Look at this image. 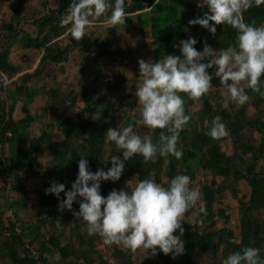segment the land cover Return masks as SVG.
Returning <instances> with one entry per match:
<instances>
[{
  "label": "trees",
  "instance_id": "1",
  "mask_svg": "<svg viewBox=\"0 0 264 264\" xmlns=\"http://www.w3.org/2000/svg\"><path fill=\"white\" fill-rule=\"evenodd\" d=\"M3 1L9 11L8 17H3V11L0 17V264H222L230 253L246 246L261 249L264 257V217H259V211L264 209V98L251 90H247L249 100L243 106L233 102L226 105L223 93L211 92L199 100L201 108L196 110H193L194 101L181 94L185 99L186 114L191 117L177 144L182 150V158L170 155L144 163L137 155L125 161V171L118 182H101V194L107 196L113 189L130 191L135 187L131 180L138 183L152 178L167 187L171 178L184 174L191 177L192 187L199 173L205 175L200 181V200L184 217L185 232L181 238L185 242V251L176 259L159 249L155 256L150 250H138L134 255L122 246H107L99 236H89L84 222L76 219L72 211H59L56 196L45 194L53 180L63 183L66 190L71 188L78 175L81 154L88 155L86 158L93 172L97 168L107 170L111 167L110 162L105 163L107 156L122 157V152L106 136L108 128H115V114L119 123L132 125L135 133L151 135L153 142H158L160 130L152 131L139 123L138 99L134 95L138 73L128 76L122 70L112 77L108 75L103 91L93 84L101 82L106 74L104 68L116 57L125 60L132 54L129 45L122 48L117 43L115 48L113 41L126 39L133 27L145 46V32H149L155 42L151 59L156 61L168 54L180 55L179 41L189 36L197 40L195 48L198 51L203 50L206 40L219 52L235 43L234 29L218 25L213 36L199 25H189V20L207 11V8L197 6L201 0H125L127 18L124 25L106 27L104 21L110 12L99 20L90 17L86 36L75 41L68 29L61 26L74 0H54V3L44 0L42 6L46 10L39 14L26 9L28 0ZM109 2L114 4L115 0ZM244 19L255 26L264 25V4L246 11ZM25 26L31 27L32 33ZM14 42L26 50L19 55L18 63L9 57ZM74 50L86 52L83 61L86 72L76 86L62 90L53 79L64 73V65ZM33 55L39 58L36 63ZM100 59L105 60V64L99 66ZM21 63H27L30 68H24ZM208 71L212 76L211 90L223 88L225 91L215 75L216 69L213 67ZM35 80L44 83L36 87L32 83ZM261 83L264 85V77ZM35 95L44 96L45 104L39 113L32 114L29 106ZM19 99H22L23 114L15 118ZM78 100L84 105L76 111L75 120L70 115H62V106ZM249 105L256 109L251 115L247 114ZM45 117L48 122L44 128H40L38 135L29 137L32 123ZM215 118H219L217 123L226 126L228 133L219 139L208 134ZM46 126L51 130L45 129ZM55 126L63 134L60 141L52 137ZM253 132L258 134L257 140L252 138ZM226 139L231 140L230 151L221 145ZM44 148L49 150L48 164L39 160L46 155ZM21 176L32 181L37 201H30L25 192L10 195L12 190L22 188ZM240 181L248 184L249 192L237 196ZM225 191L237 199L235 226L230 224V207L223 203ZM60 198H64L63 193ZM73 209L78 211L79 204L74 202ZM187 217H190L189 221ZM194 219L200 221L195 230L189 223ZM218 221H221L219 226ZM65 223L70 224L66 234ZM98 245H103L109 252V258ZM31 247L37 251L36 257L32 255ZM53 254L57 258H51Z\"/></svg>",
  "mask_w": 264,
  "mask_h": 264
},
{
  "label": "clouds",
  "instance_id": "2",
  "mask_svg": "<svg viewBox=\"0 0 264 264\" xmlns=\"http://www.w3.org/2000/svg\"><path fill=\"white\" fill-rule=\"evenodd\" d=\"M264 0H201L197 4L207 8L202 16L189 20V25H199L215 36L218 25H228L236 31L233 45L217 52L204 41L202 51L195 48L197 40L189 36L180 40V55L168 54L153 61L140 59L139 81L134 95L138 99L139 123L155 131L160 130L158 142L151 135L141 136L132 125L108 128L107 140L114 143L119 155H109L105 163L111 167L105 170H90L87 154H81L78 161V175L66 190L63 183L51 181L45 194H53L59 200L58 210L72 211L76 219L84 222L89 236H99L107 246H122L131 253L138 250L151 251L157 255L159 249L173 259L185 251L182 240L185 229L182 226L186 213L200 200L199 188L191 187V177L177 174L167 187L152 178L140 180L130 191L113 189L107 196L101 194V182H116L125 171V161L141 156L144 163L158 157L182 158L177 148L180 133L191 117L185 111V99L201 100L212 88L210 68L225 87V104L228 102L245 105L249 100L247 90L264 98V25L247 23L244 13L252 7H259ZM104 24L114 28L124 25L127 14L125 0H74L61 26L66 27L75 41H81L91 25L90 17L99 20L106 13ZM151 43V41H148ZM213 120L209 135L213 139L226 136L223 123ZM61 193L64 198L61 199ZM78 203V211L73 204ZM201 210L203 204L201 203ZM194 230L200 221L192 220ZM179 234H176V233ZM236 243L237 241H233ZM32 248V247H31ZM33 249V248H32ZM222 264H264L261 249L246 246L230 253Z\"/></svg>",
  "mask_w": 264,
  "mask_h": 264
},
{
  "label": "rangeland",
  "instance_id": "3",
  "mask_svg": "<svg viewBox=\"0 0 264 264\" xmlns=\"http://www.w3.org/2000/svg\"><path fill=\"white\" fill-rule=\"evenodd\" d=\"M28 1H29V6H25L26 9H29L31 11H35L36 14H39V13L44 12L46 10V8H43V6H42V3L44 0H28ZM50 3H54V0H50ZM0 10H1L0 11V17L2 15V11L5 12V15L3 17L4 18L8 17V15H7L8 7L5 5L3 0H0ZM25 28L27 29L28 32L32 33L31 27L28 28L27 26H25ZM132 29H134V30H132ZM132 29H131V31H133V32L130 33L126 39L118 38V40H116L117 42L113 41L115 48H117V46H118L117 43H119L122 46V48H125V46L129 45L131 47L132 54H129L125 60H122L121 57L118 56V57H116V59L112 63H110V64L108 63L109 66H106L107 68L106 67L104 68L105 69L104 71L107 75V78L104 75L102 77V80L104 82L98 83V87L100 89L103 88V86L107 82L108 75L110 77H112V75L114 76L115 74H118L122 70H125L127 72L128 76L129 75L131 76L134 73H138V75H139L138 61L140 59H144L147 61L149 58H151V49L153 48V46L155 44L154 40L151 39L147 33L146 34L147 35L146 40H145L146 45L144 46L142 44L143 41L139 40L140 37L138 35V30L133 28V27H132ZM62 41H65V40H62ZM148 41H151V43H148ZM17 46H19L18 43H16L13 46V51L10 54L11 57L15 56V59L13 61L14 63L20 62L19 61L20 60L19 55L26 52V50H23L22 48H20V46L18 48H16ZM145 48H146V50H145ZM92 49H94V48H92ZM33 57H35V56L33 55ZM84 58H86V52H80L77 50H75L74 52H71L69 54L68 63L64 65V70H65L64 73L63 74H57L55 80L53 79V83L59 84V86L62 88V90H67L70 87L76 86L77 82H79V80L83 77L84 72H86L83 69ZM98 62H99L98 63L99 66H100V64H102V63L105 64L106 61L103 59H100ZM21 65L24 68H28L27 63H21ZM96 65H97V63H96ZM29 68H30V66H29ZM35 81H37V82L34 83V85H36L37 87H40L44 83L42 80H35ZM138 81H139V78H138ZM90 87L92 88L91 85H89V88ZM222 89L223 88L219 89L218 91L210 90L209 93L215 92L216 94L217 93L218 94H222V93L224 94L226 90L222 91ZM21 101H22V99H19V101L17 102L18 107L14 113L15 118L23 114V112L21 110ZM223 103L225 104V100L223 101ZM44 104H45L44 96L39 97V96L35 95L32 104L29 106L30 113H32V114L39 113L40 108ZM74 105L75 104H71L70 102L66 103L64 106H62L60 108V110H61L60 112L62 113V115L63 114L64 115H71L75 119L76 118V114H75L76 107ZM200 106L201 105H200L199 100L196 102L194 101L193 110L201 108ZM255 110L256 109L252 105L247 106V114L248 115H251ZM133 119H134V117H133ZM46 122H48V119L46 117L42 118V119H37L35 122H33L31 127H30L29 137H31L33 135H35V136L38 135L40 133V130H41L40 128H42L44 125H46ZM120 126H124L123 123H121ZM45 129L48 130L50 128L46 126ZM252 138L254 140H257L259 138L258 134L256 132H253ZM221 145L227 151H230L232 149L231 148L232 143H231L230 139L223 140L221 142ZM44 150H45L46 155H43L42 157H40L39 160L44 164H48V160H49L48 159L49 157L47 155L48 152H47V149L44 148ZM204 177H205V175H203L202 173H199L198 176L196 177V179L194 180V184L192 185V187L199 188V186L201 184L200 181ZM220 179L221 178L218 177L219 181H220ZM131 182L133 184H135V186H136L137 183L135 180H131ZM20 183H21L20 188L21 187L22 188L18 189L17 193L14 191L13 195L18 196L21 192H25L28 195V197L31 199V201L35 200L36 195H35V192L33 190L32 181L30 179H27L24 176H21ZM237 186L239 189L237 196H240L242 193L247 194L249 192V186L245 181H240ZM116 187L113 186V188H116ZM222 199H223V203L226 204L228 207H230L229 208L230 209L229 211L231 213L230 224L234 225V226L237 225V211H236L237 199H236V197H234L230 192L225 191L223 193ZM216 206H218V203H216ZM195 213H196V210H195ZM195 213H193V215ZM5 214H9V213H5ZM259 217L260 218L264 217V209H261L259 211ZM186 219L189 221L190 217H187ZM220 223H221V221H218V223H217L218 226L220 225ZM69 226H70V224L65 223V225H64V233L65 234L67 233ZM63 239H64V237L62 238V240ZM98 248L101 249V252L104 254L105 257H107V258L110 257L109 252L104 250L103 245H98ZM134 255H136V253H134ZM51 258H53V259L57 258V255L53 254ZM52 264H55V263H52Z\"/></svg>",
  "mask_w": 264,
  "mask_h": 264
},
{
  "label": "crops",
  "instance_id": "4",
  "mask_svg": "<svg viewBox=\"0 0 264 264\" xmlns=\"http://www.w3.org/2000/svg\"><path fill=\"white\" fill-rule=\"evenodd\" d=\"M148 33V35H149V32H145V36H147L146 34ZM16 43H18V42H14V44H13V46L16 44ZM18 45H19V43H18ZM13 46L11 47V52L9 53V57H10V59L12 60V61H14V59H15V56H13V57H11V53H12V51H13ZM19 46H17L16 48H18ZM75 51V50H74ZM73 51V52H74ZM78 51V50H77ZM38 56H36L35 55V57H33V60H34V63H36L37 61H38ZM33 67H34V64H33ZM105 76H106V78H107V75L105 74ZM91 78L92 77H90V79L89 80H91ZM108 81V80H107ZM37 81H33L32 83H33V86H36V85H34V83H36ZM101 82H104L103 80H101ZM101 82H97V83H93L94 84V86L96 85V86H98V83H101ZM106 84V83H105ZM37 87V86H36ZM98 89L100 90V91H103L104 89H105V85L103 86V88H99L98 87ZM81 103V104H80ZM75 105V107H76V111H78V109L79 108H82L83 107V105H84V102L82 101V100H78V101H76L75 103H74ZM18 107V106H17ZM17 107L15 108V111L17 110ZM75 114H76V112H75ZM21 116V115H20ZM20 116H18V117H16V118H19ZM71 116V115H70ZM71 119L72 120H75L72 116H71ZM121 123H123V122H121ZM121 123H119L118 122V117H117V114H115V116H114V123H113V126H115V128H118L119 127V125L121 124ZM124 125V124H123ZM57 135V136H56ZM52 137H53V139H55V140H58V141H60V140H62L63 139V134H62V132L60 131V129L58 128V127H54L53 129H52ZM43 152H45V150L43 149ZM47 152H49V150H47ZM42 157V156H41ZM13 191V192H12ZM11 192H10V195L11 196H16V195H13V193H14V191L17 193L18 191L17 190H12ZM30 201H31V199H30ZM35 201H37V196H36V199L35 200H33L32 202H35Z\"/></svg>",
  "mask_w": 264,
  "mask_h": 264
},
{
  "label": "built area",
  "instance_id": "5",
  "mask_svg": "<svg viewBox=\"0 0 264 264\" xmlns=\"http://www.w3.org/2000/svg\"><path fill=\"white\" fill-rule=\"evenodd\" d=\"M16 230L19 231L17 228H16ZM31 252H32V255H33L34 257L37 256V251H36L35 249H32V248H31Z\"/></svg>",
  "mask_w": 264,
  "mask_h": 264
}]
</instances>
